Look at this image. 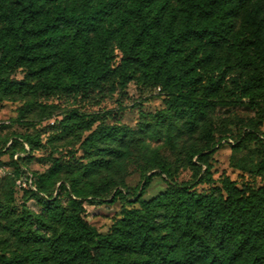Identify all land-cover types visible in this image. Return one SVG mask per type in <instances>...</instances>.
<instances>
[{"label":"trees","instance_id":"1","mask_svg":"<svg viewBox=\"0 0 264 264\" xmlns=\"http://www.w3.org/2000/svg\"><path fill=\"white\" fill-rule=\"evenodd\" d=\"M20 69L19 81L12 75ZM113 80L161 88L167 109L138 129L95 127L98 119L76 110L50 121L57 140L88 133L85 162L54 159L45 173L27 175L21 190L42 212L0 209V264H264V185L241 189L225 177L197 192L177 182V167L151 145L164 138L179 152L225 98L264 100V0H0V99L30 100L38 86L84 94ZM255 134L244 130L232 147ZM213 139L205 133L185 160L206 166L207 181ZM13 140L33 146L26 136ZM17 158L14 183L25 174ZM130 162L142 178L133 192ZM156 175L166 177V190L143 199ZM106 198L139 206L124 208L103 234L86 219L85 202Z\"/></svg>","mask_w":264,"mask_h":264},{"label":"rangeland","instance_id":"2","mask_svg":"<svg viewBox=\"0 0 264 264\" xmlns=\"http://www.w3.org/2000/svg\"><path fill=\"white\" fill-rule=\"evenodd\" d=\"M121 57V53L116 50L115 66L120 63ZM25 77L23 69L12 75V78L19 81ZM35 84L39 85L37 82ZM165 99L161 88L139 80H132L125 87L113 80L100 90L84 94L67 91L51 93L38 86L35 96L30 100L0 99V209L10 205L15 211L26 207L32 213L40 214L42 208L39 203L29 200L21 190V187L26 189L29 185L27 175L45 173L54 159L71 163L85 162V153L80 143L88 133H83L80 140L76 135L57 140L53 138L57 132L48 129L50 121L59 123L65 115L76 110L86 117L98 119L95 127L104 123L138 129L142 122H155L154 115L167 109ZM225 99V104L217 106L207 116L206 122L197 127L191 138H183L179 143V152H173L169 146H165L164 138L151 141L152 147H160L168 162L177 167V182L194 184L197 192H208L221 187V181L225 177L235 181L241 189L264 185V100L257 98L230 102L228 98ZM246 129H253L256 137L246 139L237 148L232 147L235 139ZM207 132L214 136L213 150L206 152L209 154L207 160L211 168L208 175L211 177L210 181L206 180V166H201L200 171L198 167L190 166L185 161L194 146L204 143ZM19 136L29 137L33 146L27 143H21L23 146L14 145L13 139ZM13 149L17 152L14 158L10 155ZM18 156L24 159L22 170L25 174L14 183L16 169L13 160L18 159ZM193 163L198 164L197 156L193 158ZM128 169L126 185L133 192L142 178L136 162H130ZM166 188V177L156 175L143 199L155 197ZM129 197H132L131 194ZM62 200L65 204L66 197L63 196ZM134 201V198L120 199L115 203H111L110 198L86 201V219L100 233H108L124 208L139 206ZM4 231V222L0 219V239L3 238Z\"/></svg>","mask_w":264,"mask_h":264},{"label":"built area","instance_id":"3","mask_svg":"<svg viewBox=\"0 0 264 264\" xmlns=\"http://www.w3.org/2000/svg\"><path fill=\"white\" fill-rule=\"evenodd\" d=\"M53 123L51 122V125H52ZM24 186H25V184H24Z\"/></svg>","mask_w":264,"mask_h":264}]
</instances>
